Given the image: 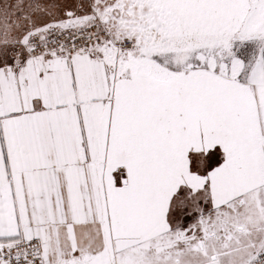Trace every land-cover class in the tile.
<instances>
[{"label": "snow or ice", "instance_id": "1", "mask_svg": "<svg viewBox=\"0 0 264 264\" xmlns=\"http://www.w3.org/2000/svg\"><path fill=\"white\" fill-rule=\"evenodd\" d=\"M0 264H264V0H0Z\"/></svg>", "mask_w": 264, "mask_h": 264}]
</instances>
